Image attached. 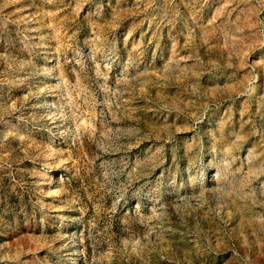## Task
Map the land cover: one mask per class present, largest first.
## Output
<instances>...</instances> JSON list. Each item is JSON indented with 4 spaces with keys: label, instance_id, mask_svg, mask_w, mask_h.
Returning a JSON list of instances; mask_svg holds the SVG:
<instances>
[{
    "label": "rangeland",
    "instance_id": "1",
    "mask_svg": "<svg viewBox=\"0 0 264 264\" xmlns=\"http://www.w3.org/2000/svg\"><path fill=\"white\" fill-rule=\"evenodd\" d=\"M0 264H264V0H0Z\"/></svg>",
    "mask_w": 264,
    "mask_h": 264
}]
</instances>
